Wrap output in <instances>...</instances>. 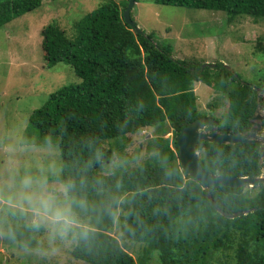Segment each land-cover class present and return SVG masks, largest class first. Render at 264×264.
I'll use <instances>...</instances> for the list:
<instances>
[{"label": "trees", "instance_id": "1", "mask_svg": "<svg viewBox=\"0 0 264 264\" xmlns=\"http://www.w3.org/2000/svg\"><path fill=\"white\" fill-rule=\"evenodd\" d=\"M153 1L223 11L231 17L264 18V0ZM41 5L42 0H0V28ZM127 5L128 0L101 3L75 22L71 36L56 22L42 30L46 69L66 63L81 83L59 88L33 111L22 143L53 145L61 152L56 180L64 186L79 224L73 258L88 264H148L158 253L160 264H214L217 258L232 255L235 264H264V184L211 188L222 211H248L226 218L213 207L201 183L181 171L176 144L187 125L205 116L198 110L195 83L228 99L220 117L223 132L250 128L261 103L258 92L222 63L202 66L199 61L173 58L170 43L137 34L125 23ZM257 50L264 53L262 41ZM146 129H154L156 135L145 139L150 156L135 166L126 161L115 164L124 146ZM169 130L172 141L165 137ZM198 150L208 173L235 177L262 173L258 143L201 141ZM109 164L114 166L109 169ZM119 209L125 233L121 239L145 244L138 260L112 234ZM9 210L16 218L24 214ZM35 230L13 223L10 233L17 244L9 247L42 249ZM0 264L8 262L0 256Z\"/></svg>", "mask_w": 264, "mask_h": 264}, {"label": "rangeland", "instance_id": "2", "mask_svg": "<svg viewBox=\"0 0 264 264\" xmlns=\"http://www.w3.org/2000/svg\"><path fill=\"white\" fill-rule=\"evenodd\" d=\"M105 1L108 0H42L39 9L0 28V256L8 264H88L71 254L79 224L72 216L64 186L56 180L62 169L59 148L24 145L22 140L31 114L51 93L65 85L81 83L66 63L46 69L42 30L56 22L71 36L75 22ZM131 17L156 42L170 43L173 58L199 61L202 66L222 63L240 76V82L249 83L256 92L262 90L258 95L264 98V53L257 50L260 41L264 44V18L231 17L223 11L160 5L153 0L136 3ZM194 91L198 110L220 122L228 99L201 82L195 83ZM259 104L264 112V105ZM155 136L154 129L136 135L124 146L122 156H116L115 164L126 161L138 165L150 156L145 139ZM165 137L172 141L173 131L169 130ZM138 148L141 151L137 155ZM9 209L24 214L16 218ZM122 214L119 209L112 234L126 243L125 250L138 260L145 244L121 239L125 235L119 225ZM13 223L34 226L42 249L12 250L9 246L17 244L10 233ZM217 260L214 264H235L232 255ZM148 264H160L158 253Z\"/></svg>", "mask_w": 264, "mask_h": 264}, {"label": "water", "instance_id": "3", "mask_svg": "<svg viewBox=\"0 0 264 264\" xmlns=\"http://www.w3.org/2000/svg\"><path fill=\"white\" fill-rule=\"evenodd\" d=\"M136 0H128L127 8L123 11L124 21L131 26L137 34H144L136 22L131 18V11L136 5ZM230 69L229 67H227ZM262 91V90H259ZM258 91V92H259ZM264 114L261 113L258 107L255 115L251 118V126L247 131L243 132H223L220 130V122L211 116L200 117L189 125H187L177 136L176 144L178 146L179 162L181 171L190 178L201 183L206 190L207 197L213 207L224 217L233 219L246 214L245 212L226 213L221 210L213 199L211 188L215 187H230L243 188L255 187L264 184V175L258 177H235L225 176L221 174L208 173L199 160L198 144L201 141L209 143L235 145L239 143H258L264 144V136L259 138V133L264 127ZM261 154L264 156V148H261Z\"/></svg>", "mask_w": 264, "mask_h": 264}, {"label": "flooded vegetation", "instance_id": "4", "mask_svg": "<svg viewBox=\"0 0 264 264\" xmlns=\"http://www.w3.org/2000/svg\"><path fill=\"white\" fill-rule=\"evenodd\" d=\"M263 93H264V88H263ZM264 98H261V104L264 105ZM261 106V105H259ZM261 111V110H260ZM262 114H264V112L261 111ZM262 125L264 127V121L262 122ZM262 136H264V131L262 130L260 133H259V138H262ZM263 148H264V144H263ZM264 158V157H263ZM262 163H263V160H262ZM264 172V163H263V168H262V173ZM261 173V174H262Z\"/></svg>", "mask_w": 264, "mask_h": 264}, {"label": "clouds", "instance_id": "5", "mask_svg": "<svg viewBox=\"0 0 264 264\" xmlns=\"http://www.w3.org/2000/svg\"><path fill=\"white\" fill-rule=\"evenodd\" d=\"M132 18V17H131ZM134 30V29H133ZM135 31V30H134ZM144 32V31H143ZM144 35H147L145 32H144ZM259 108H260V106H259ZM261 145V144H260ZM263 147V145H261V148ZM200 153V152H199ZM264 156H262V158H263ZM261 175H264V172L261 174ZM260 175V176H261Z\"/></svg>", "mask_w": 264, "mask_h": 264}]
</instances>
